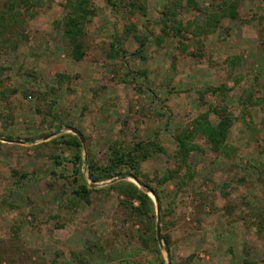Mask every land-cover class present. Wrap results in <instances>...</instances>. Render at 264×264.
<instances>
[{"label":"rangeland","instance_id":"obj_1","mask_svg":"<svg viewBox=\"0 0 264 264\" xmlns=\"http://www.w3.org/2000/svg\"><path fill=\"white\" fill-rule=\"evenodd\" d=\"M66 1L33 9L17 50L0 42V264H67L73 253L79 255L75 264L263 261L264 102L243 106L241 100L251 91L256 99L264 96V0H236L238 19L200 36L187 32L188 38L162 32L163 10L174 0H147L146 15L93 0L97 15L87 25V52L79 61L54 25ZM196 1L199 9L181 8L179 17L203 24L220 0ZM133 23L136 30L128 33ZM135 36L146 42L142 53ZM112 43L124 52L114 55ZM220 84L233 87L226 100L212 93L201 99L200 90ZM224 104L238 116L228 137L235 156H218L198 136L201 149L191 153L189 166L179 169V178L159 183L179 167L175 134ZM210 118L217 120L214 113ZM73 129L84 138L88 200L74 195L82 183L69 161L75 147L58 141L78 136ZM136 141L164 148L141 164L160 198L136 177L116 181L149 193L156 231L160 206L161 253L154 241L144 245L140 223L123 218L128 214L109 187L112 179L89 178L88 156L105 165L110 145ZM183 176L187 181L178 188Z\"/></svg>","mask_w":264,"mask_h":264},{"label":"trees","instance_id":"obj_2","mask_svg":"<svg viewBox=\"0 0 264 264\" xmlns=\"http://www.w3.org/2000/svg\"><path fill=\"white\" fill-rule=\"evenodd\" d=\"M54 0H3L0 3V42L9 43L12 45V50H17L19 47L18 42L25 37L24 30L27 27L29 19H32L35 15L33 9L42 8L44 6L51 7ZM107 3L113 7L125 8L131 6L138 8L143 15H146V2L147 0H106ZM128 3V4H127ZM65 13L59 19H55L54 25L57 29L61 30L63 35L68 39L70 43L69 56L76 60H82L86 56V34L87 25L97 15V7L93 0H67L63 4ZM194 7L199 9V4L196 0H174L169 5L165 6L163 10V18L161 19V28L163 34H170L174 32L175 36L180 38H188L187 32H191L194 36H200L206 32L216 31L223 23L225 19L235 20L240 16L238 9V2L236 0H220L216 4L214 11H210L206 14V18L203 24L197 19L184 21L179 17L181 8ZM136 30V25L133 23L127 27V32L130 33ZM159 35L156 38L158 44L163 41V36ZM140 41L141 47L138 49L139 53H142L143 47L146 45L145 41H142L139 36H135ZM112 49L114 55L124 52L122 47H118L115 43H112ZM124 54V53H123ZM125 56V55H123ZM233 87H229L227 84H220L219 86H207L200 90L199 94L201 99L205 97L207 93H212L216 96H221L226 100ZM254 92L246 94L245 98L241 100L243 106H247L248 103L264 102V96L256 99ZM216 115V122H213L210 118V114ZM54 118H57V114H53ZM238 120V116L229 110L227 104L224 105H212L208 111L199 114L197 117L191 120L189 124L180 129L175 134L178 147V163L179 167L176 169H168L165 174L159 178V183H165L169 180L179 178L180 171L183 166H189L191 153L199 151L200 145L197 143L196 138L202 136L209 142L210 149L216 154L223 155L226 158H231L236 154V148L228 143L229 132ZM60 138L59 142H64L69 146H73L76 152L69 159L74 164L75 172L79 174L82 179V183L78 189L74 191V195L78 199L88 200L92 187L89 186L86 181L83 172L82 165L84 159L82 156L83 144L79 136H72L71 139ZM164 150V148L154 141H136L131 143L116 142L110 145V156L107 164H102L92 156H88V168L89 178L93 182L104 181L112 179L113 183L109 185L111 190L116 191L119 196H122L120 205L124 207L127 212V217L124 215V219L134 218V223L141 224L140 232L146 230L147 235L142 233V242L147 245L154 241L156 243V250L161 253L160 248L157 245V231L155 225V212L154 201L149 193L141 189L137 184L125 179L116 181V177L133 176L139 181L144 183L151 191H153L158 198L160 193L157 188L152 186L148 180H145L144 173L141 170V164L154 152ZM57 163H61L59 157L55 158ZM18 173V171H16ZM19 174V173H18ZM192 175V176H190ZM189 181L192 179L193 174H190ZM27 172L20 173L21 178H26ZM187 178L181 177L176 186L181 188L186 183ZM137 202V205H135ZM167 244L169 243V237L164 236ZM167 250H170L169 246H166ZM74 254V260L67 262V264H75L79 255ZM72 254V255H73ZM84 254V253H83ZM248 264H264V260L252 261Z\"/></svg>","mask_w":264,"mask_h":264},{"label":"water","instance_id":"obj_3","mask_svg":"<svg viewBox=\"0 0 264 264\" xmlns=\"http://www.w3.org/2000/svg\"><path fill=\"white\" fill-rule=\"evenodd\" d=\"M73 130L80 137L82 143L84 144V138H83L82 134L78 130H76V129H73ZM121 178H123V177H120V179ZM134 179L136 180V182L139 185H142L143 186V184L140 181H138L136 178H134ZM157 212H158V215H157V220H158V223H157V238H158L159 242L162 244L161 209H160V206L159 205L157 206Z\"/></svg>","mask_w":264,"mask_h":264}]
</instances>
